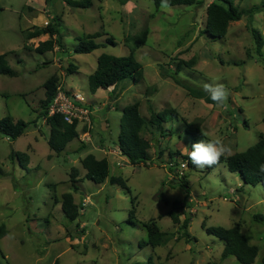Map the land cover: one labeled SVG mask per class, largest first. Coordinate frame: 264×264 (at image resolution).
Instances as JSON below:
<instances>
[{
	"label": "rangeland",
	"instance_id": "obj_1",
	"mask_svg": "<svg viewBox=\"0 0 264 264\" xmlns=\"http://www.w3.org/2000/svg\"><path fill=\"white\" fill-rule=\"evenodd\" d=\"M212 1L157 8L152 0H91L90 7L80 8L66 0H0V54H8L16 73L0 75V120L12 116L31 122L14 142L0 133V226L8 231L0 240V264H147L150 255L157 264H241L234 256L223 260L224 242L203 228L238 223L259 249L255 264L261 263L264 223L254 216H264V186L245 185L225 163L198 169L183 154V147L190 149L194 143L189 124L199 128L205 142L220 139L230 146L224 157L246 151L264 135V45L259 56L249 28L264 42V0H235L251 18L244 15L231 22L226 37L217 40L205 33ZM50 23L60 29L61 41L41 54L36 48L51 37L27 41L24 34ZM145 30L146 43L136 50L144 80H125L93 94L89 76L98 58L129 55ZM95 33L102 46L76 54L79 40ZM179 64V79L192 89L201 91L212 81L224 83L230 92L227 102L213 106L191 96L172 78ZM52 76L65 90L85 97L91 111L90 127L81 125L78 139L60 154L50 149V128L38 118L44 83ZM135 102L147 121L152 109L178 112L164 125L163 136L142 133L152 142L148 164L133 165L117 150L124 111ZM91 151L98 159H109L111 174L123 178L128 189L85 179L82 160ZM12 152L29 154L28 168L17 156L12 159ZM170 163L186 164L187 188L172 183ZM66 193H72L79 206L76 221L63 212ZM172 211L181 222L191 217L189 237L181 223L173 222ZM152 220L175 237L156 249L140 247L148 239L146 225Z\"/></svg>",
	"mask_w": 264,
	"mask_h": 264
},
{
	"label": "trees",
	"instance_id": "obj_2",
	"mask_svg": "<svg viewBox=\"0 0 264 264\" xmlns=\"http://www.w3.org/2000/svg\"><path fill=\"white\" fill-rule=\"evenodd\" d=\"M157 8L162 5V0H152ZM201 0H168V5L171 7L181 5H196ZM69 6L88 8L91 6V0H81L79 2H72L66 0ZM244 15L251 18V12H245L235 6V0H213L207 7V27L205 33L212 37L213 40L223 39L228 33L229 24L234 21L242 19ZM57 20V19H55ZM250 31L256 39L257 53L262 56V48L264 42L258 32L249 27ZM148 31L145 30L139 42L130 50L127 56L117 57L109 54H102L98 58L96 70L89 76L90 91L95 94L99 90H110L117 87L125 80H132L138 84L144 80V68L136 57V50L146 43ZM27 41L49 35L50 40L41 42L36 48V51L44 54L52 51L61 41V31L55 28L52 23L45 27L35 26L33 29L25 32ZM56 37V39H54ZM99 33L91 34L79 40L78 45L75 47L76 54H89L98 50L102 45L97 42L100 38ZM114 43L112 40H108ZM27 48V46H26ZM29 49V48H28ZM181 64L177 66L176 71L173 73L172 78L177 84L189 90L191 96L204 100L207 104L216 106L209 95L201 90L192 89L185 82L179 79L178 74L181 70ZM68 73H72L71 68ZM0 75L14 77L16 73L11 69L8 61V54H0ZM59 78L52 76L44 83L45 99L40 102L41 112L38 115L39 119L45 120L50 128V135L48 144L52 151L57 154L66 150L69 143L78 139V124H69L65 122L61 115L49 116V108L58 94ZM141 104L135 102L129 105L123 115L122 129L118 136L117 147L121 156L128 160L133 165L148 164L150 162L149 150L152 148V142L144 137V131H149L152 134L160 133L163 136L164 125L170 123L178 116L175 109L167 108L161 112L151 110V119L147 121L140 111ZM31 122L24 120L15 121L12 116H6L0 120V133L9 138L11 141H16L25 134ZM155 129V130H154ZM187 132L192 136L194 143L204 140L203 134L195 124H189ZM20 161L24 168H28L30 163V155L22 152H12L11 157ZM185 157V156H184ZM186 160L189 158L186 156ZM225 163L227 168L232 173L240 175L245 185L257 186L262 184L264 186V172L261 171V166H264V135L256 144L249 147L246 151L236 153L229 157L222 156L220 163ZM169 166L171 173L175 174L172 180L174 185L178 184L181 187L187 188L183 181L184 176L180 175L177 168L180 164L170 163ZM218 164V165H219ZM169 165V164H168ZM217 165V166H218ZM82 167L86 171L85 179L92 181L96 184H103L109 181L112 185H119L123 189H128L125 180L121 177H115L111 174V163L109 159H98L95 155L89 154L82 160ZM216 166L209 169H214ZM78 169H74L71 174L72 182L76 183V174ZM177 179V180H175ZM62 209L66 217L71 221H76L79 217V206L75 203L72 193H66L62 197ZM178 203L174 204V209L177 208ZM175 224H182L181 228L185 231L186 237H189L188 227L191 223V217L186 218L181 222L179 215L175 211L170 213ZM254 219L259 223H264V216L257 214ZM203 228L209 235L215 236L224 242V251L222 259L225 260L229 256H234L241 264H255L259 249L256 245L250 244L247 237L242 233L241 225L238 223L231 228L225 227H206ZM148 239L140 242V247H151L156 249L167 243L175 237L173 233L164 232L161 230L155 220L149 221L146 225ZM8 234L6 225L0 226V240ZM154 256L150 255L147 264H157ZM209 264H218L212 262ZM260 264H264V257Z\"/></svg>",
	"mask_w": 264,
	"mask_h": 264
},
{
	"label": "clouds",
	"instance_id": "obj_3",
	"mask_svg": "<svg viewBox=\"0 0 264 264\" xmlns=\"http://www.w3.org/2000/svg\"><path fill=\"white\" fill-rule=\"evenodd\" d=\"M161 6L168 7V0H162ZM203 90L214 104L220 106H223L230 96L227 86L217 81L204 83ZM229 152H231V147L220 139L207 142L200 140L193 143L190 149L188 146L183 147V154L187 155L192 165L201 170L217 166L221 157ZM261 171L264 172V166H261Z\"/></svg>",
	"mask_w": 264,
	"mask_h": 264
},
{
	"label": "built area",
	"instance_id": "obj_4",
	"mask_svg": "<svg viewBox=\"0 0 264 264\" xmlns=\"http://www.w3.org/2000/svg\"><path fill=\"white\" fill-rule=\"evenodd\" d=\"M85 102L86 99L81 94L70 93L62 86H59L58 94L49 108V116L61 115L65 122L69 124L77 123L78 129H80L81 125L90 127L91 111ZM85 137L89 139L88 132ZM169 166H173V164H169ZM183 168H186L185 163L180 164L177 168L180 175H184Z\"/></svg>",
	"mask_w": 264,
	"mask_h": 264
},
{
	"label": "crops",
	"instance_id": "obj_5",
	"mask_svg": "<svg viewBox=\"0 0 264 264\" xmlns=\"http://www.w3.org/2000/svg\"><path fill=\"white\" fill-rule=\"evenodd\" d=\"M45 19H47L46 17H45ZM44 19H41L40 18V20H39V22H41V21H43ZM46 20H44V22H45ZM40 27V26H39ZM43 36H45V35H43ZM43 36H41V37H43ZM41 37H38V38H41ZM36 39V38H35ZM70 92V91H69ZM72 93V92H71ZM87 101V100H86ZM118 150V149H117ZM119 151V150H118ZM119 153H120V151H119ZM89 154H92V151L91 152H89V153H87V155H89ZM87 155H85V157L87 156ZM93 155H94V153H93ZM120 155H121V153H120ZM84 157V158H85ZM113 158H115V156H112Z\"/></svg>",
	"mask_w": 264,
	"mask_h": 264
}]
</instances>
